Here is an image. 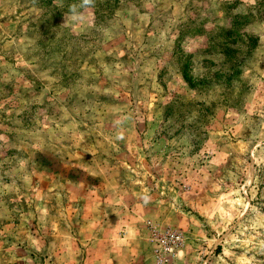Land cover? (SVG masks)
<instances>
[{"label": "rangeland", "instance_id": "obj_1", "mask_svg": "<svg viewBox=\"0 0 264 264\" xmlns=\"http://www.w3.org/2000/svg\"><path fill=\"white\" fill-rule=\"evenodd\" d=\"M264 264V0H0V264Z\"/></svg>", "mask_w": 264, "mask_h": 264}, {"label": "built area", "instance_id": "obj_2", "mask_svg": "<svg viewBox=\"0 0 264 264\" xmlns=\"http://www.w3.org/2000/svg\"><path fill=\"white\" fill-rule=\"evenodd\" d=\"M151 239L155 243L156 264H168L171 257L185 244V234L172 226L150 224Z\"/></svg>", "mask_w": 264, "mask_h": 264}, {"label": "clouds", "instance_id": "obj_3", "mask_svg": "<svg viewBox=\"0 0 264 264\" xmlns=\"http://www.w3.org/2000/svg\"><path fill=\"white\" fill-rule=\"evenodd\" d=\"M85 3H91V0H85Z\"/></svg>", "mask_w": 264, "mask_h": 264}]
</instances>
